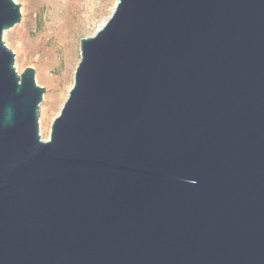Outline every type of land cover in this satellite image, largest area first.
Instances as JSON below:
<instances>
[{
  "label": "water",
  "instance_id": "1",
  "mask_svg": "<svg viewBox=\"0 0 264 264\" xmlns=\"http://www.w3.org/2000/svg\"><path fill=\"white\" fill-rule=\"evenodd\" d=\"M0 0V264H264V0H116L39 134Z\"/></svg>",
  "mask_w": 264,
  "mask_h": 264
},
{
  "label": "rangeland",
  "instance_id": "2",
  "mask_svg": "<svg viewBox=\"0 0 264 264\" xmlns=\"http://www.w3.org/2000/svg\"><path fill=\"white\" fill-rule=\"evenodd\" d=\"M14 1L20 4V21L4 31L3 42L14 54L17 74L32 67L35 84L44 87L39 128L42 124L50 134L52 119L73 82L80 59L79 40L93 34L111 13L115 0Z\"/></svg>",
  "mask_w": 264,
  "mask_h": 264
},
{
  "label": "bare ground",
  "instance_id": "3",
  "mask_svg": "<svg viewBox=\"0 0 264 264\" xmlns=\"http://www.w3.org/2000/svg\"><path fill=\"white\" fill-rule=\"evenodd\" d=\"M115 3H116V0H115V2H114V5H115ZM113 8V7H112ZM112 10V9H111ZM107 19V18H106ZM106 19H104L100 24H99V26L94 30V32H93V34L102 26V24L105 22V20ZM92 34V35H93ZM67 64H69V63H67ZM71 65V64H70ZM69 67V66H68ZM72 84V83H71ZM71 86V85H70ZM70 86H68V88H67V90H66V92H65V96H64V99L66 98V95H67V92H68V90H69V88H70ZM64 101V100H63ZM62 101V102H63ZM60 110V109H59ZM58 110V111H59ZM58 111H57V113H58ZM39 132H40V134H41V139L42 140H47L48 138H49V131L47 132V134H46V131H45V128H44V126H42V124L40 125V128H39Z\"/></svg>",
  "mask_w": 264,
  "mask_h": 264
}]
</instances>
